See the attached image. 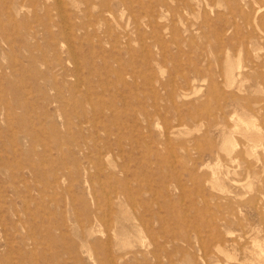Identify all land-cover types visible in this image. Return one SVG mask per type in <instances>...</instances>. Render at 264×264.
<instances>
[{
	"label": "rangeland",
	"instance_id": "rangeland-1",
	"mask_svg": "<svg viewBox=\"0 0 264 264\" xmlns=\"http://www.w3.org/2000/svg\"><path fill=\"white\" fill-rule=\"evenodd\" d=\"M261 49L264 0H0V264H264Z\"/></svg>",
	"mask_w": 264,
	"mask_h": 264
},
{
	"label": "bare ground",
	"instance_id": "bare-ground-1",
	"mask_svg": "<svg viewBox=\"0 0 264 264\" xmlns=\"http://www.w3.org/2000/svg\"><path fill=\"white\" fill-rule=\"evenodd\" d=\"M262 50V49H261ZM263 51V50H262ZM264 52V51H263ZM254 150V149H253Z\"/></svg>",
	"mask_w": 264,
	"mask_h": 264
}]
</instances>
